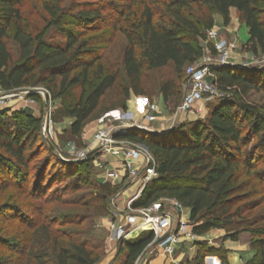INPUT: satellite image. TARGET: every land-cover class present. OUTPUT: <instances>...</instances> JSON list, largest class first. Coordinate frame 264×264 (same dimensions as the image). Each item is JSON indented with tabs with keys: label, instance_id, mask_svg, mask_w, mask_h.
I'll return each instance as SVG.
<instances>
[{
	"label": "trees",
	"instance_id": "obj_1",
	"mask_svg": "<svg viewBox=\"0 0 264 264\" xmlns=\"http://www.w3.org/2000/svg\"><path fill=\"white\" fill-rule=\"evenodd\" d=\"M26 1L0 0V90L42 88L51 101L79 90L63 111L72 120L73 136L81 134L119 80L101 61L110 34L119 32L126 41L121 75L125 101L144 95L146 72L170 64L181 80L204 54L202 43L214 27V16L227 26L230 9L247 29L245 51L264 57V0H76L67 7L62 0H39L48 19L32 32L20 12ZM70 14L76 21L67 23ZM9 42L18 51L16 61ZM205 48L216 53L212 45ZM209 70L222 97L203 120L162 135L131 129L118 137L144 145L155 162L157 178L132 206L174 200L190 211L193 235L222 230L225 240L236 241L248 233L254 255L245 264H264V114L245 102L250 93L264 92V66ZM174 90L171 81L160 88L164 99ZM41 127V118L0 112V264H96L99 257L86 241L51 230L54 219L48 222L44 210L62 201L65 191L78 189V169L89 172L97 153L82 161L61 159ZM42 152L47 155L40 160ZM89 188L73 204L85 210L101 204L102 211L111 213L118 190L99 181ZM67 219L60 224H72ZM151 241L152 235L143 233L122 242L119 251L124 249L125 257L117 264H136Z\"/></svg>",
	"mask_w": 264,
	"mask_h": 264
},
{
	"label": "rangeland",
	"instance_id": "obj_2",
	"mask_svg": "<svg viewBox=\"0 0 264 264\" xmlns=\"http://www.w3.org/2000/svg\"><path fill=\"white\" fill-rule=\"evenodd\" d=\"M95 1L99 0H80L81 3ZM71 2H76V0H62L61 3L63 7H67ZM261 5L264 6V1L261 2ZM157 10H160V8L158 7ZM20 12L22 13L24 21L27 23L29 31L31 32L41 29L45 24L44 21L48 19L47 15L41 8L39 0L26 1L21 7ZM216 16L217 15L214 16V20H216ZM75 21L76 19L74 15L71 14L66 19L67 23ZM242 26L243 24H241L238 19V14H236V18L231 27L219 25L218 27H213V29L217 32L219 39L226 41V43L230 46L227 55L228 63L239 66L242 65L245 66L244 68H261L264 66V57L255 58L244 49L245 31ZM108 39L109 42L102 48L101 61L110 72L115 73L120 77L116 86H114V88L105 95L99 109L87 121L79 136L71 135L69 128L72 120L66 117L63 112L64 109L76 100L79 90H76L73 95L65 99L49 101L48 97L46 98V139L47 142L53 146L54 151L61 159L76 160L79 157V154L91 151L95 147V144L93 143V136L98 130L112 127L115 128L120 125L126 126L134 121L138 122L146 114L148 106L154 105L156 107L157 110L155 116L158 124H162L163 127H167V129L172 126V130L174 127H178L179 125L203 120L207 116L210 106L215 102L213 101L209 104L198 102L191 111L186 113H177L178 106L181 102L183 94L185 93L187 69L185 70V76L182 77L181 80H176L173 67L170 64L164 68L146 72L141 79L144 95L139 97L131 95L129 100L125 101L122 94L123 82L121 80V75L122 57L126 41L119 32L110 34ZM206 43L213 46V41H211L207 36V42L202 43L204 54L198 62H201V60L205 57L218 60L220 55L217 52L213 55L209 54L208 50L205 48ZM9 46L12 58L16 61L18 51L15 45L10 42ZM211 79L212 74H209L207 82H210ZM168 81L174 83L176 90L169 91L170 96L167 99H164L160 92V88ZM230 95L231 94H227V97H230ZM35 96L36 97L28 98L23 96L9 98L6 100L4 105V109L6 108L4 111H10L12 110V107H15L16 109H14L13 112L33 116L36 119L41 118L43 121L44 98L41 95ZM139 98H143L145 101V113L139 116L140 118L136 117V119L134 118L135 120L132 118L130 119L127 117L128 113H126L128 101H135ZM31 101H33V103H30ZM245 102L258 108L264 114V92L250 93L245 99ZM123 104H125V109L122 108ZM152 126L153 124L150 127ZM41 145L44 147L43 144ZM46 155V153L42 152L39 159H45ZM102 157V155L98 154L91 160L88 168L90 174L82 169H78L79 173L77 175L80 180L78 189L75 191H65L61 199L62 201L51 203L45 207L44 215H46L48 222L51 219H54L55 224L51 226L52 231L61 229V231H66L77 240L86 241L88 247L93 250V253L96 256L99 257L96 264H117L125 257V250L122 249L120 252L119 242L111 239L112 231L109 227V222L112 221L114 223L116 218L117 222L119 221L117 216L115 218L111 215L114 208L119 211L125 209L126 201L128 200V191L123 190L125 187L124 181L110 184L118 190V193L112 196L113 200L111 199V213L107 211V209L102 211L101 204H97L93 208L86 210L81 208L79 205L73 204L77 200V196L90 191V183L95 181L104 183L103 180L100 179L101 170L99 168V165L103 164L105 161ZM63 217L72 221V224H60ZM57 224H60L61 226H55ZM17 256L18 255L13 258L21 259Z\"/></svg>",
	"mask_w": 264,
	"mask_h": 264
},
{
	"label": "built area",
	"instance_id": "obj_3",
	"mask_svg": "<svg viewBox=\"0 0 264 264\" xmlns=\"http://www.w3.org/2000/svg\"><path fill=\"white\" fill-rule=\"evenodd\" d=\"M207 36L213 41V48L220 55V58L214 60L213 58L205 57L201 62H198V59L193 64L194 66L191 65L187 68L185 93L182 96L177 113L191 111L198 102L209 104L222 97V94L212 86L211 81L207 82V77L211 74L210 68L216 69L226 66L230 46L226 41L219 39L214 29H211ZM30 91L35 92L33 95H41L44 98V118L41 132L47 138L45 127L46 98L48 97L50 101V96L44 89L27 88L9 93L0 90V112L6 109H4L6 100L20 96L28 98L32 96L29 94ZM30 103H33V101ZM156 110L154 105L148 106L146 114L138 122L134 121L126 126L120 125L115 128L98 130L93 136L95 147L91 151L97 150V155L109 156L118 163L115 167L107 163L99 167L104 175L101 178L104 183L112 184L124 181L125 187L135 183L139 184L136 193L126 201L124 210L119 211L114 208L111 215L115 218L117 216L119 223L117 218L114 223L112 221L109 222V227L112 231L111 239L121 244L122 242L136 239L143 233H147L152 235V241L149 246H155L171 255L174 251L173 245L180 238L193 237L192 225L183 222L178 217L183 207L171 199H161L144 208H133V203L139 198L145 186L157 178L155 162L144 145L118 138L132 128L153 135L165 134L150 127L156 121ZM89 152L79 154L76 160H85Z\"/></svg>",
	"mask_w": 264,
	"mask_h": 264
},
{
	"label": "crops",
	"instance_id": "obj_4",
	"mask_svg": "<svg viewBox=\"0 0 264 264\" xmlns=\"http://www.w3.org/2000/svg\"><path fill=\"white\" fill-rule=\"evenodd\" d=\"M236 14L235 9L229 10L230 21L226 27L232 26ZM215 19L214 28L219 25L224 26L222 18L219 15H217ZM242 28L245 31V43L248 39V34L244 25ZM14 109L16 108L12 107V110L8 111V114L13 112ZM126 113H128L127 117L130 119H136V117L140 118L139 116L145 113V101L143 98L136 99L135 101H128ZM152 128L161 133H166L168 130L167 127H163L162 124H158V121L153 123ZM102 156L105 160L103 164H111L114 167L118 165L113 158ZM101 165L102 164H100L99 167ZM103 177L104 175L101 172L100 179ZM138 187L139 184H133L123 188V190L128 191V200L136 193ZM178 215L183 222L190 223V211L188 209L183 208ZM224 236L225 233L222 230H212L201 236L193 235L192 238H180L173 245L174 251L171 255L155 246H148L139 257L136 264H198L202 257L203 264H245L253 257L254 253L251 249L250 234L241 233L236 241L225 240ZM208 251H213L214 253H209Z\"/></svg>",
	"mask_w": 264,
	"mask_h": 264
},
{
	"label": "water",
	"instance_id": "obj_5",
	"mask_svg": "<svg viewBox=\"0 0 264 264\" xmlns=\"http://www.w3.org/2000/svg\"><path fill=\"white\" fill-rule=\"evenodd\" d=\"M226 66H230V67H237V68H244L245 66H239V65H233V64H230V63H227L226 64ZM29 94L30 95H33V94H35V92L34 91H30L29 92ZM171 128H172V126L167 130V132L166 133H168L170 130H171ZM132 129H134V128H132ZM135 130V129H134ZM49 146H50V148L52 149V150H54V148H53V146L51 145V144H49ZM97 153V150H93V151H91V152H89L88 154H87V156H86V159H89L90 157H92L94 154H96ZM74 161H82V160H74Z\"/></svg>",
	"mask_w": 264,
	"mask_h": 264
}]
</instances>
